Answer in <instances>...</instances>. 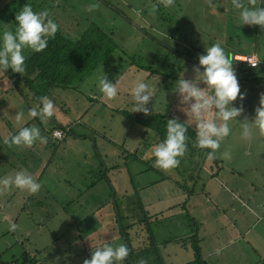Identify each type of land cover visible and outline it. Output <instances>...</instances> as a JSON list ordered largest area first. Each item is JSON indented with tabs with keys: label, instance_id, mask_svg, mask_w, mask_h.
<instances>
[{
	"label": "rangeland",
	"instance_id": "1",
	"mask_svg": "<svg viewBox=\"0 0 264 264\" xmlns=\"http://www.w3.org/2000/svg\"><path fill=\"white\" fill-rule=\"evenodd\" d=\"M8 1L13 7L10 14L31 38L45 37L52 30L71 38L88 29L109 35L104 47H110L111 54L104 55L79 83L49 89L57 94L52 105L65 106L57 110L50 105L47 110L58 119H77L76 132L94 127L87 143L92 146L95 139L111 165L119 167L109 169L108 184L96 168L91 173L82 168L74 173L76 166L63 165L59 174L42 173L45 184L55 177L58 182L39 187L38 175L27 173V161L37 156V162L47 146L45 151L60 150V143L36 137L44 121H52L33 98L23 97V84L7 73L1 75L0 68V99L6 97L0 107L9 108L8 116L0 111V128L8 132L0 130V264H21L24 256L35 260L33 264H129V252L145 258L147 264H166L165 260L156 262L158 256L148 239L147 222L155 208L166 215L151 221L158 223L153 241L159 257L167 250L192 264L191 243L176 241L200 231L199 235L206 234L204 261L210 241H226L243 232L245 225L254 224L245 242L225 251L223 264H264V83L243 82L249 79L248 71L245 76L230 52L248 54L249 39L258 45L259 53L264 51L261 22L253 23L259 27L254 36L246 28L256 19L258 6L264 7V0H0V6ZM258 9L264 19V9ZM21 44L11 41V52L1 50L0 58L7 54L22 59L33 46L22 50ZM166 113L199 131L212 146L208 160L217 158L223 163V171L213 165L212 174L219 173L216 181L228 183V188L224 185L214 191L210 163L200 160L198 171L204 165L198 174L200 182L185 180L179 183L185 194H175L179 189L172 180L194 175L196 159L189 153L201 146L190 140L182 156H165L152 126L158 119L151 124L147 119ZM17 129L23 135L5 140ZM30 132L35 135L26 140ZM78 144L73 143L74 147ZM86 159L93 160L88 154ZM123 160L129 161L128 166H123ZM161 178L165 181L158 182ZM138 181L147 184L142 204ZM191 189L202 192L190 196ZM34 191L41 197L26 198V193ZM149 195L161 202L148 206ZM174 195L177 202L172 206ZM245 201L255 208L252 216Z\"/></svg>",
	"mask_w": 264,
	"mask_h": 264
},
{
	"label": "trees",
	"instance_id": "2",
	"mask_svg": "<svg viewBox=\"0 0 264 264\" xmlns=\"http://www.w3.org/2000/svg\"><path fill=\"white\" fill-rule=\"evenodd\" d=\"M14 9L17 12H20L19 7ZM12 10L13 7L11 8V3L9 1L0 6V51L3 50V52L6 53L11 52V45L8 47V44L11 41L18 44L23 43L20 48L22 50L26 49L27 45L33 47L27 54L21 55L22 59H15L6 54L5 56L7 57L4 59V64L1 62L3 59L0 58V66L3 65L10 70L6 73L14 82L17 81L18 83L23 84L21 93L23 97L25 96L27 98V100L33 98L37 103L43 104L42 102L44 99L51 95L49 89L55 87L67 88L73 86L76 81L79 83L90 73L91 70L96 68L97 65L102 62L101 60L104 59V55H109L112 52L110 47H104V43H107L110 40V37L107 33L101 30L88 29L72 38L68 37L65 33H60L59 30H52L45 37L38 36V38H31L29 35L22 32L23 27L16 23V17L13 18V14H10ZM26 11H32V9ZM38 15L40 17L43 16L42 13H39ZM4 47L6 49H4ZM233 61L239 64L240 71L245 73L248 71L247 73L252 77L251 79H254L258 83H261L262 80H264V77L262 76L256 77L259 73H256L255 71L252 73L255 69L252 70L246 68L244 62L235 61L234 59ZM242 81H248V79L244 78ZM16 87L19 89L18 92H20L21 89L18 88V86ZM124 114L129 115L127 112H124ZM150 118L151 119H147L149 124H151L149 121L152 122L158 119L156 124L152 123V126L158 137L156 141H159L162 145L161 152L165 156H182L186 153L184 148H186V143L190 140L194 142V145L201 146L202 150L196 147L195 149L190 150L189 153V157L194 156L196 159L197 166H195V169L193 170L194 175L182 176L184 177V181L188 180L191 183H196L199 180L197 167L200 165V160L204 161V159L208 158V155L212 152V146L205 142L199 131L187 126L182 122V119L176 115L166 113L164 115H154ZM189 161L191 164V160L185 162L189 163ZM213 162L215 165L221 163L220 160L215 158ZM104 176H106L107 182V173L104 174ZM189 192L194 193V189L189 190L188 193ZM147 224L148 232L150 233L148 239L151 240L150 245H152L156 254L157 246L155 245L154 247L155 241L153 240L155 238L153 236L152 224L150 221L147 222ZM181 241H189L192 245L195 252V260L192 264H207V262L203 261L201 258V248L197 237L193 235L191 238L189 237L187 240L183 239ZM156 255L158 256L156 262L161 261V257H159L158 254ZM127 257H129L127 258L129 264H147L145 258L141 256L135 258L132 256V252H129ZM133 257L135 259H133ZM33 263H35V260L26 256H24L23 261H21V264ZM15 264L19 263L15 262Z\"/></svg>",
	"mask_w": 264,
	"mask_h": 264
},
{
	"label": "crops",
	"instance_id": "3",
	"mask_svg": "<svg viewBox=\"0 0 264 264\" xmlns=\"http://www.w3.org/2000/svg\"><path fill=\"white\" fill-rule=\"evenodd\" d=\"M259 7H262L264 9L263 6H258V8ZM258 8L256 10V12H257L256 13L257 14L256 15V19H252L250 21V24L251 25L246 27L247 28V31L250 32V34H253V36H254V30L255 29L256 30L259 29V27H258L259 25H261L264 28V19L263 18L261 19V17H260V9H258ZM254 22H261V23L258 24L257 28H255L254 25H253ZM248 41L249 42H247V44L250 46L249 53L248 54H243V53L237 52L236 50H230V52L233 53L232 60H233L234 57H238V58L241 57L242 59H244L245 56H248V55H251V54L255 55L260 60L261 64L258 67H255V68L248 67L245 64L246 65V68L252 69V70L253 69H256L255 72L256 73H259V74L256 75V77H259V75H261V76L264 77V51H262V53H259V50L260 49H258V45L256 43L254 44V40L252 41V39H249ZM1 62H2V64H4V59L1 60ZM0 68H2L1 75L6 74V70H7V72L10 71L9 69L5 68L3 65H1ZM244 75L246 76L247 74L245 73ZM4 78H6V77H4ZM251 78L252 77L249 75V79L246 82H249L250 84H259L257 81H255L254 79H251ZM263 83H264V80H262V82L260 84H263ZM17 90H19V89H17ZM3 93H6V91L5 92L3 91ZM6 94H8V93H6ZM53 96L55 98L57 96V94H51L49 97H46L44 99V101L42 102L43 104L36 103V105H35V106L38 107L39 110H41L45 114L47 120L52 121L51 123L47 124V121L45 120L44 123L46 125H43L42 126V129L40 128V131H39V133H38V135L36 137H38V139L43 140V141L48 142V143H49V141L54 140V142L60 143V148H61L59 150V149H57L58 147H56L55 151H51L50 152V151H45V150H47V147H48L47 146V147H45L41 151V153H39V155H38V158L39 159L37 160V162H35L37 156L36 157L35 156H32L30 158V160L27 161V166H28L27 167V173L28 174L30 173V174H33V175H36V176L38 175L37 176V179L39 180V182H38L39 187H42V185H43V187L45 189L46 185H50L54 181L58 182L57 181V177L54 176L55 177L54 179H48L46 181V184H45L44 182H42V173H45L46 171H50V174L51 175H54L55 172H56V174L57 173L59 174V171H60V169H61V167L63 165L64 166H67L68 168H70L72 166H76V169H74L75 171H73L74 173H77V169H80V168H82L87 173H91L96 168V170L97 171H100L102 173V175L108 173L110 168L111 169H115V168L119 167L118 165H115V164L111 165V163L108 160L109 157L107 155H104L106 152H104L103 150H101V149H99V148L96 147V145H95L96 144L95 139H92L93 140V145L92 146H90L87 143L88 141L91 142L92 133H94L96 131L94 127H85V128H82V129H78V132H76V131H74L73 127L79 123L77 121V119H75V120H71L70 119L69 120V119H66L65 117L63 119L61 117H59V119H58L55 115H51L49 113V110H47V108H48V106L50 108V105H52L54 103ZM5 99H6V97H3L2 99H0V105H2V103H3V101ZM8 104H6V105H8ZM64 106H65V104L64 105L63 104H60L58 106H56V104H54L51 107L52 108L53 107H57L56 108L57 110H61V109L64 110ZM1 108L2 107H0V111H1ZM8 109L9 108H6V106H5V109L2 108V111L5 112V115L6 116L9 115ZM28 109L31 110V106H28ZM25 119L23 118V119H20L19 121H24ZM0 121H1V119H0ZM38 122L40 123L41 121L38 120ZM0 130H1L2 134H4L3 131H6V130H3V128H0ZM54 130H61V131H63V136H62L61 139H58V138H56V137L53 136V131ZM17 132H18V129L16 131H14V132L11 131V135L9 134V136L5 137V140L9 141V140H11L12 138H14L18 134L23 135L21 132H19L18 134H17ZM29 134H30V136H28L27 138H25L26 140H29L30 137H32V136L35 135L34 132H32V133L30 132ZM141 134H142V132H141ZM5 135H8V132L5 133ZM106 138H107V136H104L103 137V139H106ZM72 142L73 143L79 142L81 144H78L77 146L75 145L76 147H74V145H73ZM66 144L69 145L70 148ZM74 148H76V149H74ZM25 151H27V149H25ZM62 152H64V154H61ZM87 154L90 156V158H93V160L88 161V159H86L87 158ZM127 155H128V153H127ZM79 156L82 157L81 160H79ZM215 159H217V158H215ZM163 161L166 162L167 160L166 161L163 160ZM204 161H203L204 162L203 163L204 165H208L210 163L209 164V171H210L209 180L216 181L218 179L219 173H214V175H213L212 174V171L213 170L211 168V167H213V165H215V163L213 162L214 161V158L211 161H209L208 158L207 159H204ZM220 162H221L220 164H218V165L216 164L215 166H217V170L223 171L222 170L223 169V163H222L221 160H220ZM128 164H129V161L128 160H123V166H125V165L128 166ZM54 165H55V168L53 167ZM204 165L202 166V170L201 171H203ZM219 165H220L221 168L218 167ZM201 171H198L197 173L199 174ZM140 173H141L140 171L138 173L136 172L137 176ZM232 175H233V177H235L234 171H232ZM180 178H181V181H179V180H172V181H174L176 183L175 186L180 191V192L179 191L178 192H175V194L181 193V195H184L185 194V190L183 188H181L180 185H179V183H184V177L180 176ZM161 179L162 180H160L158 182L165 181V179H163V178H161ZM200 179L201 178L199 176V180L195 184H197L198 182H200ZM140 182L142 184H140ZM140 182L138 181L137 185L139 186L138 187L139 191H141L142 193L141 192L139 193L138 191H137V193H138V199H141V204H142L144 202L143 200L146 199L145 191H142V190H143V187L145 188V186H147V184L144 185V182H142V181H140ZM158 182H155V183H158ZM107 183L108 184L110 183L109 178H107ZM205 185H206V183L204 184V187H202V190H203V188L205 189ZM224 185H226L227 188L229 187V184L228 183L221 184V182H217L216 181V185L214 187V191L217 190V189L218 190L219 189L221 190ZM202 190H199V191L198 190H194V192L201 193ZM226 190L228 191V194L231 191V190H228V189H226ZM227 191H226V193H227ZM193 195H195V193L191 194L190 196H193ZM229 195H233L232 191H231V193ZM25 196L29 200H31V199L33 200L36 197H41V195L39 194V192L36 193V191H34V192H28V193L25 194ZM186 196H188V195L186 194ZM190 196H188V199H189ZM108 197H109V194H108ZM238 197L240 198V196H238ZM154 198L155 197H151V195H149V199H151L152 201H149V205L148 206L151 207V205L152 206L153 205H157L158 202H161V200H158L157 198L154 201ZM173 198H175V195H174ZM188 199H186V201ZM234 199H238V198H235V196H234ZM176 202H177V200L175 198V201H173L172 206L175 205ZM243 205H246V207L247 206H250V207H248L249 210H250V212H249L250 214L249 215L252 216V214H254L255 208H253V206H251V201H245L243 203ZM145 206H146L145 204L142 205V207H145ZM263 208H264V204H263ZM155 209L156 210H153V213L152 212L150 213L151 214L150 215V217H151L150 218V222L152 220L157 219L159 216H162L163 218H166V215L163 214V211L159 210V208H155ZM169 209H172V207H169ZM173 216L175 217V216H178V215H173ZM186 216H188V215H186ZM254 216H256V215H254ZM156 224H158V223H156ZM156 224H154V221H153V224H152L153 233H154L155 228H157V225ZM235 225H237V224H234V228H233L234 230L237 229V226H235ZM244 228L245 229H242V231L243 232L246 231L245 232L246 234L243 233V232H241V231H239L238 232L239 233L238 235L235 234L234 237L231 238V239L226 238V241L225 240H222V241H220V240H213V243L210 241L208 243V245L205 247V256H206V258H204V261H206L207 264H211V262H212V264H223V263H225L226 262L225 259H224L225 251H227L232 244H237L239 241L245 242L246 241L247 234H249L254 229V224L245 225ZM199 232L200 231H197V233L195 235H194V232L193 233H189L186 236H187V238H189V237H191L193 235L195 237H197V239L199 241V244H200V248H201V255L203 257L204 248H202V246L206 242V240H205L206 234L205 235H203V234H200L199 235ZM90 236L91 237H96V236H93V234H91ZM186 236H184V237H186ZM215 237L217 238V237H222V236L221 235H216ZM181 240L182 239H177L176 242H178V243L179 242H182ZM90 241L92 243H95L96 240H93L92 238H90ZM186 242H188V241H186ZM247 245H249V243H247ZM156 251H157L156 254H158V248L156 249ZM173 257H176V258H173ZM161 260L162 261H164V260L167 261L166 264H185L186 263V262L183 261V259L181 260L180 255L172 254V253L168 252L167 250L164 253V256H162ZM194 260H195V258H194ZM189 263H186V264H189Z\"/></svg>",
	"mask_w": 264,
	"mask_h": 264
},
{
	"label": "built area",
	"instance_id": "4",
	"mask_svg": "<svg viewBox=\"0 0 264 264\" xmlns=\"http://www.w3.org/2000/svg\"><path fill=\"white\" fill-rule=\"evenodd\" d=\"M243 61L245 62V64L248 66V67H251V68H255V67H258L261 62L260 60L253 54L251 55H248V56H245ZM53 136L58 138V139H61L62 136H63V131L61 130H54L53 131Z\"/></svg>",
	"mask_w": 264,
	"mask_h": 264
},
{
	"label": "bare ground",
	"instance_id": "5",
	"mask_svg": "<svg viewBox=\"0 0 264 264\" xmlns=\"http://www.w3.org/2000/svg\"><path fill=\"white\" fill-rule=\"evenodd\" d=\"M240 59H242V58L240 57Z\"/></svg>",
	"mask_w": 264,
	"mask_h": 264
}]
</instances>
